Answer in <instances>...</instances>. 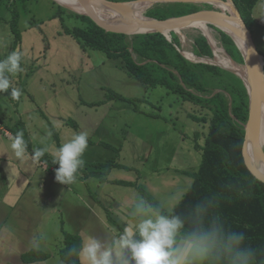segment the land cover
Segmentation results:
<instances>
[{
    "label": "rangeland",
    "instance_id": "obj_1",
    "mask_svg": "<svg viewBox=\"0 0 264 264\" xmlns=\"http://www.w3.org/2000/svg\"><path fill=\"white\" fill-rule=\"evenodd\" d=\"M55 1L0 0V60L13 51L22 53V70L6 74L22 95L14 98L12 87L0 91V264H24L21 256L34 249L50 258L33 264H65L59 256L64 230L85 241L99 239L100 232L102 243L110 242L123 231L112 219L115 205L132 213L142 198L158 213L141 190L171 212L200 167L209 129L189 116L201 117V106L180 101L162 86L146 88L127 73L121 59L79 43L72 34L79 22L70 14L76 11L61 9ZM186 4L199 11L217 9L211 3ZM253 17V38L264 55V0L254 7ZM208 26L226 53L221 30ZM177 35L186 56L195 57L189 59L209 64L210 58L193 53L195 40L205 37L201 30L191 27ZM112 91L142 99L136 103L140 111L128 102L110 100ZM22 122L31 151L47 148L44 156L34 159L26 148L16 156L11 133L24 134ZM84 130L90 136L85 166L78 173L108 172L103 180L91 177L85 184L77 176L62 185L55 180L57 168L50 171L48 162L56 158V149Z\"/></svg>",
    "mask_w": 264,
    "mask_h": 264
},
{
    "label": "trees",
    "instance_id": "obj_2",
    "mask_svg": "<svg viewBox=\"0 0 264 264\" xmlns=\"http://www.w3.org/2000/svg\"><path fill=\"white\" fill-rule=\"evenodd\" d=\"M258 1L233 0L252 34L256 23L253 9ZM195 6L186 3L157 4L146 13L148 17L164 20L199 11ZM70 14L79 22L72 34L83 46L103 51L109 58L121 59V66L127 73L146 88L162 86L180 101L204 109L201 117L189 113L194 120L208 124L209 129L202 162L198 171L191 173L193 182L187 193L171 212H166L145 190H141L143 197L156 212L180 217L183 222L180 235L183 238L188 239L194 233L208 234L204 241L207 255L203 264H241L244 259L239 255L241 251L248 254L247 264H264V183L250 173L243 156L249 95L242 79L221 67L186 59L178 50H182L183 45L177 33H171V42L161 33L135 35L133 41L128 42V36L105 32L85 15ZM220 33L228 56L245 65L234 40L223 31ZM193 53L200 58H214L213 48L205 37L195 40ZM260 54L264 56L261 51ZM110 100L128 102L140 111L136 103L142 99H128L112 91ZM20 126L26 149L33 155L23 122ZM12 131L15 137L18 131ZM53 161L51 159L48 166L58 168ZM107 172L91 170L86 176L103 180ZM115 183L128 184L123 181ZM232 234H243L240 245L231 242ZM63 235L64 246L59 251L61 260L65 264H81L80 257L69 255V249H79L82 238L65 230ZM21 258L24 264H33L49 259L50 255L34 249L25 252Z\"/></svg>",
    "mask_w": 264,
    "mask_h": 264
},
{
    "label": "clouds",
    "instance_id": "obj_3",
    "mask_svg": "<svg viewBox=\"0 0 264 264\" xmlns=\"http://www.w3.org/2000/svg\"><path fill=\"white\" fill-rule=\"evenodd\" d=\"M21 59L22 53L13 51L0 60V91H7L12 87L6 74L21 71ZM11 95L19 98L22 93L12 87ZM89 136V131H80L56 149L53 163L58 165L55 171V180L58 183H73L79 170L85 166L83 156L88 149ZM11 148L16 156L23 155L26 144L22 132H17L12 138ZM47 151V148H38L34 151L33 158L38 159ZM131 216L133 219L124 225L118 237L102 243L98 238L90 236L82 242L79 249H69V255L75 254L83 258L85 264H197L198 260L206 257L204 241L207 233H194L183 242L182 247L177 246L183 227L180 217L154 213L142 198L135 202ZM230 240L235 245H240L243 234H232ZM239 255L244 257L241 264H247L248 254L241 251Z\"/></svg>",
    "mask_w": 264,
    "mask_h": 264
},
{
    "label": "water",
    "instance_id": "obj_4",
    "mask_svg": "<svg viewBox=\"0 0 264 264\" xmlns=\"http://www.w3.org/2000/svg\"><path fill=\"white\" fill-rule=\"evenodd\" d=\"M76 1L84 10V13H77L80 15H85L89 17L98 27L103 29L108 33L122 34V35H139V34H148V33H161L163 34L170 42L172 40L171 33H179L182 30L187 28L196 27L197 24L203 23L206 25L213 26L220 29L227 35H229L237 47L240 49L245 66L248 69V81L239 76L237 72L231 69L223 68L217 63L213 62L211 59L208 61V65L221 67L237 76H239L248 91L249 95V117L248 121L244 126L245 129V141L243 148V156L245 164L250 171V173L255 176L256 179L264 183V172L259 166L258 162L261 161L264 163V145H262V135L264 136V128L262 126V107L264 104V56L260 54V51L257 48V45L254 41L253 34L246 25L244 19L241 16V13L237 9L233 0L231 1V10L225 12L220 9L212 10H200L195 13L171 17L168 19L160 20L156 18H151L146 15L140 17L133 16H124V17H106L98 12L95 7L92 5L90 0H74ZM108 1V0H106ZM136 1H148V0H136ZM56 2V1H55ZM110 2V1H108ZM151 3L149 7L157 4H166V3H207L210 2L200 1V0H149ZM57 3V2H56ZM116 5H122L129 2H110ZM59 4V3H57ZM61 7H64L62 4H59ZM94 7V10L92 8ZM66 8V7H64ZM68 10V8H67ZM72 11V10H70ZM147 12V11H146ZM76 13V12H75ZM221 28H227L231 33L235 34L241 43L244 45L246 51H242L238 42L234 36L228 32L224 31ZM205 38L208 40L209 44L212 46L208 37L205 35ZM180 53L189 61L193 63H205L202 61H192L186 56L185 51L178 49ZM254 50V51H249ZM214 54V49H213ZM197 57V56H196ZM200 58V57H199ZM203 59V58H201ZM215 59V54L214 58ZM258 71H257V70ZM253 150V157H251L250 150ZM112 219L118 224V226L123 230L124 225L132 220L131 213L119 206L118 204L114 206L112 212ZM185 238H181L177 241V246L182 247Z\"/></svg>",
    "mask_w": 264,
    "mask_h": 264
},
{
    "label": "bare ground",
    "instance_id": "obj_5",
    "mask_svg": "<svg viewBox=\"0 0 264 264\" xmlns=\"http://www.w3.org/2000/svg\"><path fill=\"white\" fill-rule=\"evenodd\" d=\"M56 1L60 4H62L64 7L70 9V10L76 11L78 13H84L85 12V10L74 0H56ZM200 1L210 2L211 4H213L215 6V8L220 9V10H224L225 12H229L231 10V7H230L231 1L230 0H200ZM90 2L92 3V5L95 7V9L98 12H100L103 16L110 17V18L111 17H124V16L140 17L142 15H145V13L148 9H150L151 7L153 8L155 6V5H153V6L149 7L151 4L149 2V0L148 1H134V2H129L126 4H122V5H116V4H113V3H110V2L104 1V0H90ZM93 6H92V8L94 10ZM196 28L201 30L208 37L209 41L213 45L214 50H215V62L218 63V65H221L227 69L234 70L242 78H244L246 81H248V69L243 68V67L237 65L236 63H234L230 59V57L226 55L224 49H221V47L219 48L216 45V41H215L216 39H214L213 31L209 28V26L206 24L200 23V24L196 25ZM224 29L231 33V31H229L227 28H224ZM231 34L234 36V38L238 42L242 51H244V52L246 51V54H247V50L245 49L244 45L241 43L239 38L235 34H233V33H231ZM187 56L191 59L192 58L195 59L193 54L192 55L188 54ZM262 126L264 128V104L262 107ZM262 145H264V136L263 135H262ZM250 154H251L253 161H255L254 157H253V150L252 149L250 150ZM258 164L264 172V163L259 161Z\"/></svg>",
    "mask_w": 264,
    "mask_h": 264
},
{
    "label": "crops",
    "instance_id": "obj_6",
    "mask_svg": "<svg viewBox=\"0 0 264 264\" xmlns=\"http://www.w3.org/2000/svg\"><path fill=\"white\" fill-rule=\"evenodd\" d=\"M9 136H11V134H9ZM47 169H50V171H54V167H52V168H48V167H47ZM86 174H87V172H86ZM78 176H79L81 182H82V183H85V184H87L88 179L92 177V176H91V177H88V178H87L86 175H82V174H78ZM83 181H84V182H83ZM43 186H46V183H45V182H44ZM43 186H42V187H43ZM43 188H44V187H43ZM119 206H121V205H119ZM121 207H123V208L127 209L128 211H130L129 208H126V207H124L123 205H122ZM130 212H131V211H130ZM98 236L100 237L99 240L102 242V239H101V236H100V232H98ZM181 238H183V237H182V236L180 235V233H179L178 240H180ZM82 240H83V239H82ZM84 241H85V240H83V242H84ZM205 258H206V257H205ZM80 260H81V264H85V261L83 260V258L80 257ZM204 260H205V259H204ZM204 260L202 261L201 264L204 263Z\"/></svg>",
    "mask_w": 264,
    "mask_h": 264
}]
</instances>
